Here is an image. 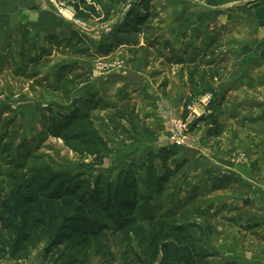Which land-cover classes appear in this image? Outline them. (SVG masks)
Segmentation results:
<instances>
[{
	"label": "rangeland",
	"instance_id": "rangeland-1",
	"mask_svg": "<svg viewBox=\"0 0 264 264\" xmlns=\"http://www.w3.org/2000/svg\"><path fill=\"white\" fill-rule=\"evenodd\" d=\"M146 1L152 19L126 32L129 13L145 12L141 0H96L95 12L0 0V197L32 167L90 187L135 182L138 214L166 235L196 239L219 254L215 264H264V143L253 132L264 105H252L250 70L241 73L254 63L252 46L241 45L253 27L206 9L240 0ZM75 113L94 121L96 154L46 136ZM167 151L176 156L164 167ZM45 248L0 264H47Z\"/></svg>",
	"mask_w": 264,
	"mask_h": 264
},
{
	"label": "trees",
	"instance_id": "trees-1",
	"mask_svg": "<svg viewBox=\"0 0 264 264\" xmlns=\"http://www.w3.org/2000/svg\"><path fill=\"white\" fill-rule=\"evenodd\" d=\"M60 1L95 12L91 2L96 0ZM139 6L145 12L129 13L126 32L138 31L152 19L149 3L141 0ZM113 51V46H108L102 52L107 56ZM93 124L90 115L75 113L47 129L46 136L96 154L97 144L90 136ZM164 153L161 157L166 167L176 153ZM22 170L0 197V263L27 260L42 245H46L47 264H89L91 257L104 258L106 264H215L219 258L196 239L166 235L163 225H155L149 215L138 214L135 182L113 187L98 180L90 187L84 179L60 177L47 167ZM165 174L175 175L170 170ZM114 242L125 245L118 254L112 251Z\"/></svg>",
	"mask_w": 264,
	"mask_h": 264
},
{
	"label": "crops",
	"instance_id": "crops-1",
	"mask_svg": "<svg viewBox=\"0 0 264 264\" xmlns=\"http://www.w3.org/2000/svg\"><path fill=\"white\" fill-rule=\"evenodd\" d=\"M249 1L251 0H244V1H238L235 3H229L224 4L220 3L219 5H216V7H207V11H210V13L214 14V18L221 19L216 14L221 11L225 13H231V17L234 20V23L240 24V25H246L249 24L253 27L252 34L250 33V39L247 43L241 44V45H251L253 48V57L254 63L250 65V67L247 70H242L241 73H249L250 70V84L248 86H251V100L252 105L253 104H260L264 105V87H261V85L264 86V17H259L258 13L260 11H264V0L262 2H257L255 5H250ZM178 6H182L181 4H178ZM216 9H219L220 11H216ZM234 16V17H233ZM252 19V20H249ZM232 20V19H231ZM217 21V22H218ZM225 22V21H224ZM244 22V23H242ZM255 27V28H254ZM242 46V47H243ZM254 133L257 134L258 141H261L264 143V137L262 138L260 136V132L264 134V126L262 127H254ZM259 144V143H258ZM259 146V145H258ZM259 149V148H257Z\"/></svg>",
	"mask_w": 264,
	"mask_h": 264
},
{
	"label": "water",
	"instance_id": "water-1",
	"mask_svg": "<svg viewBox=\"0 0 264 264\" xmlns=\"http://www.w3.org/2000/svg\"><path fill=\"white\" fill-rule=\"evenodd\" d=\"M126 78L132 82H134L136 85L140 86L144 82V77L140 74H137L133 71H127L126 72Z\"/></svg>",
	"mask_w": 264,
	"mask_h": 264
}]
</instances>
